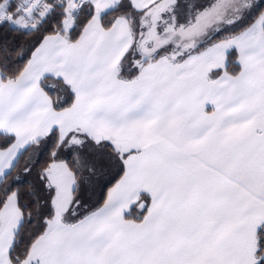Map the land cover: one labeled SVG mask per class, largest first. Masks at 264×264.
<instances>
[{
	"label": "snow or ice",
	"instance_id": "1",
	"mask_svg": "<svg viewBox=\"0 0 264 264\" xmlns=\"http://www.w3.org/2000/svg\"><path fill=\"white\" fill-rule=\"evenodd\" d=\"M0 264H264V0H0Z\"/></svg>",
	"mask_w": 264,
	"mask_h": 264
}]
</instances>
